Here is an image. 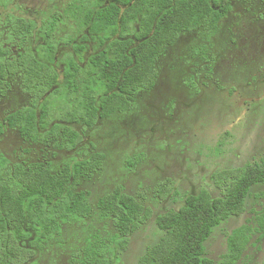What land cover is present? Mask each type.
<instances>
[{"label": "trees", "instance_id": "1", "mask_svg": "<svg viewBox=\"0 0 264 264\" xmlns=\"http://www.w3.org/2000/svg\"><path fill=\"white\" fill-rule=\"evenodd\" d=\"M234 0H70L38 27L15 16L0 20V98L19 83L30 101L0 119V137L17 132L22 142L43 154L76 149L101 121L126 114L140 93L151 92L159 76L158 61L187 33L218 32ZM71 24L64 43L69 54L59 65L58 28ZM42 43L35 50L30 41ZM93 51L88 53V49ZM84 151V150H82ZM105 155L89 144L81 159L56 169L47 159L11 162L0 152V264H36L37 256L62 233V227L89 219L94 213L89 192L80 189L102 170ZM141 159L125 161L136 171ZM214 193H187L180 207L154 217L162 233L137 264H238L246 248L264 239V208L253 225L227 235L219 262L206 256V242L215 229L247 209L251 190L264 186L260 164L215 171ZM153 194L160 203H176L179 193L171 179L159 182ZM145 195H128L122 187L100 197L94 209L115 230L110 238H87L71 255L70 264H119L130 238L152 219Z\"/></svg>", "mask_w": 264, "mask_h": 264}, {"label": "rangeland", "instance_id": "2", "mask_svg": "<svg viewBox=\"0 0 264 264\" xmlns=\"http://www.w3.org/2000/svg\"><path fill=\"white\" fill-rule=\"evenodd\" d=\"M69 1L0 0V20L15 16L39 27ZM70 25L60 26L55 35L60 69L73 54L72 47L64 43L73 33ZM41 43L34 36L30 46L35 50ZM157 67L155 88L140 93L130 112L101 121L74 150L51 156L26 146L15 131L7 130L0 137V152L11 162L47 159L56 169L72 158L84 157L90 143L105 155L102 170L80 185L89 192L94 213L63 226L61 235L37 256L36 264H70L71 255L87 238L113 236L112 222L102 220L94 205L117 187L131 196L143 193L153 212L152 219L133 233L126 251L118 252L119 264H137L162 235L154 224L156 215L180 207L187 193L202 189L214 193L210 175L215 171L264 160V0H234L216 34L194 31L181 35ZM29 101L19 83H12L0 98V119ZM133 156H139L141 163L131 172L125 161ZM167 178L179 193L174 204L160 203L153 194V188ZM263 208L264 186L253 187L246 212L215 229L206 242V256L219 262L226 253L227 235L242 225H253L254 214ZM255 238L238 264H264V239L257 243Z\"/></svg>", "mask_w": 264, "mask_h": 264}]
</instances>
